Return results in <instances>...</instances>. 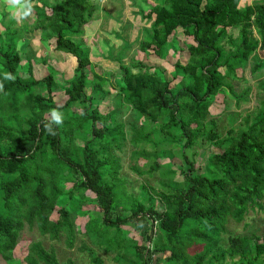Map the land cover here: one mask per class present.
Returning <instances> with one entry per match:
<instances>
[{
    "label": "trees",
    "instance_id": "obj_1",
    "mask_svg": "<svg viewBox=\"0 0 264 264\" xmlns=\"http://www.w3.org/2000/svg\"><path fill=\"white\" fill-rule=\"evenodd\" d=\"M37 1L41 6L33 5L31 27L24 23L17 30L4 19L0 24V260L21 264L13 254L26 226L42 237L65 235L72 245L76 230L69 213L59 208L57 221L50 217L62 198L81 193L87 200L91 192L99 210L89 215L86 235L91 239L95 228L120 264H264V236L224 237L230 221L242 223L248 212L264 210V99L237 126L229 115L224 134L217 130L218 119L210 117L219 95L236 107L247 100L251 88L237 92L233 85L241 80L237 70L251 61L255 74L264 65V0L256 5L249 0H160L150 6L146 16L154 20L144 29L140 51L152 49L164 57L179 28L193 42L187 46V62L173 65L170 78H179L175 85L164 70L138 60L128 65L116 60V75L96 70L97 58L105 55L93 54L82 39L99 10L93 0ZM37 30L42 42L53 40L56 52L75 58L71 77L44 58L43 73L36 77L38 63L25 35ZM109 32L120 38L113 27ZM121 47L126 52L124 40ZM5 72L15 79L4 80ZM259 87L264 91V81ZM58 93L61 102L54 100ZM51 109L64 114L63 124L53 125L55 136L43 127ZM124 109L141 121L139 126L130 121L131 159L146 160L147 168L131 169L150 177L159 171L164 191L146 183L136 197L126 194L124 199L119 193L121 167L113 150L126 142L120 120ZM200 143L217 151L208 153L197 173L187 152ZM159 158L168 162L159 164ZM174 158L182 163L175 169L183 175L181 182L169 164ZM122 226H131L144 243L124 238ZM90 255L93 264H101L95 253ZM24 262L61 264L39 240L30 242Z\"/></svg>",
    "mask_w": 264,
    "mask_h": 264
},
{
    "label": "rangeland",
    "instance_id": "obj_2",
    "mask_svg": "<svg viewBox=\"0 0 264 264\" xmlns=\"http://www.w3.org/2000/svg\"><path fill=\"white\" fill-rule=\"evenodd\" d=\"M48 1L49 3H55L58 0ZM159 2L160 0H93V3L98 4L97 7L99 10L95 11L93 22L88 27H84L85 31L82 39L86 42L93 54L96 55L99 52L101 55H105L104 59L97 58V71L103 68L105 72L107 71L116 75L117 65L114 63L116 60L121 59L122 63L125 65H128L132 60H138L152 69L158 68L164 70L165 75L171 80L172 85H175L179 81V78L176 80L170 78L171 70L173 69L175 62H180L181 64L187 62V46L193 44L192 39L185 36L180 28L173 34V37H170V47L168 43L167 47L169 50H167L168 52H165L164 57H158L153 53L152 49L147 52H142L139 49V41H141L143 37L144 29H149L150 24L154 20V16L150 15V17L147 18L146 15L150 11V6L158 4ZM248 2L249 4L256 5L260 3V0H249ZM32 4L37 5L38 7L41 6V3L37 0L32 1ZM140 10L142 14L140 13ZM3 12L8 13L9 15L3 17ZM34 18L35 15L34 12H32L30 17L23 21H19L14 17L13 10L9 8L6 0H0V24L1 20L4 19L3 22H13L12 28L21 30L24 23L27 26H30ZM113 20H115L116 23H113ZM112 27L116 30V33L120 38H115L108 34L110 33L109 29ZM2 31L3 28L0 25V32ZM39 33L40 30H37L25 35V38L30 40L29 50L33 52L34 57L37 60V62L34 63H38L34 64L33 68L36 77L41 76L43 73L42 71L45 67L41 63V59L43 58L46 64H49L57 71L62 72L65 77H71L73 69L76 66L75 58L69 54L56 52L54 50L53 40L46 43L42 42L39 38ZM232 33L236 36L237 31H232ZM122 40L127 44L126 52L122 50ZM96 44H98V46ZM123 53L124 55L122 56ZM107 54L108 57H106ZM262 57L264 58V54H262ZM251 67L252 62L249 61L242 71L237 70V76L241 78V80L233 82L237 92L246 87L251 88L250 94L245 102H241L239 107H236L234 100L219 95L216 98L215 104L210 107V112L213 114L210 117L218 119L217 130L220 134H224L226 130L230 128L229 115L232 114L231 117L235 120L234 125L237 126L241 123L242 117L246 113L254 112L256 108H258L261 100L264 99V91L259 87V82L264 81V65L255 74H251ZM113 84L115 85L116 83L113 82ZM111 90L113 94L115 89L111 88ZM62 98L63 94L58 93L55 95L54 100L56 102H61ZM236 113L238 114L234 115ZM120 120L124 121L125 124L126 142L121 145L119 150H113L115 157L119 159L121 167L118 174L119 179L117 180L120 190H117H119V193L124 199H126V194L136 197L140 193V186L146 183L156 191H164L166 188L160 186L161 177L159 171L154 172L153 176L150 177L147 174L140 176L131 169V167L138 165L147 170L144 165L146 160L142 158L138 161L131 159V151L134 148L129 143L131 135L130 121H134L132 113L128 109H124L120 115ZM134 123L139 126L141 121H134ZM146 149L151 151V148L148 145L146 146ZM216 151L215 148H210L205 143H200L194 147V152H187V155L191 158V161H195V171L199 173L203 171L204 161L208 153H214ZM157 162L159 164H164L168 162V159L159 158L157 159ZM169 164L172 166V170L176 172V176L174 175L175 181L181 182L183 180V175L179 174L178 170H175L182 164L180 159L174 158ZM182 170L184 172L188 170L186 163L183 165ZM163 182H167V180H163ZM71 186V184H68L67 188L69 189ZM80 195L77 196V194H75L73 196L74 198H69V200L66 199L67 197L62 198L63 201L60 205L55 207L54 212L50 217V220L57 221V212L61 208L69 213L70 220L73 222L76 230L75 240L72 245H69L65 235H61L57 239H51L49 236L42 237L36 229H29L26 226L22 230L19 242L14 250V258L19 260L21 264H25L24 258L28 254V246L30 242L39 240L47 250L52 249L55 252L56 257L61 264H68L69 261L72 262V264H93L90 252L95 253L101 264H120L115 259V253L107 251L104 245H102L104 240L97 236L99 235V232L95 228L92 231L91 239L86 235L85 226L89 219L88 217L95 211L98 212L99 207L96 205V198L91 192H86L87 200H84L82 195L80 199ZM64 202H66V205H64ZM158 207L160 206L158 205ZM157 212L159 213L160 211ZM113 217H115L114 214ZM121 228V230H123L122 232L125 233L123 235L124 238H132L133 240H136L138 244L144 243V240L141 239L140 235L136 233L131 226H122ZM251 234L264 236V210L248 212L242 223L230 221L227 225V231L224 234V237L230 235ZM145 244L148 245V243ZM167 255L168 253L163 255V257ZM0 264L6 263L0 260Z\"/></svg>",
    "mask_w": 264,
    "mask_h": 264
},
{
    "label": "clouds",
    "instance_id": "obj_3",
    "mask_svg": "<svg viewBox=\"0 0 264 264\" xmlns=\"http://www.w3.org/2000/svg\"><path fill=\"white\" fill-rule=\"evenodd\" d=\"M7 5L11 10H13V15L19 21L30 17L33 12L32 0H6ZM3 79L7 81H13L15 77L8 72L3 74ZM0 91H3V83L0 82ZM64 114L57 109L50 110V120L44 123L43 127L48 135L55 136L56 131L53 125L59 127L63 124Z\"/></svg>",
    "mask_w": 264,
    "mask_h": 264
}]
</instances>
